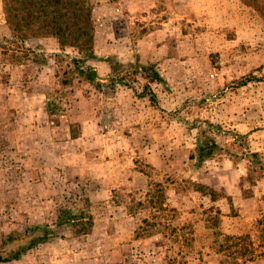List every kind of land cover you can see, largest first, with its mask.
Returning <instances> with one entry per match:
<instances>
[{
	"label": "rangeland",
	"instance_id": "374dc122",
	"mask_svg": "<svg viewBox=\"0 0 264 264\" xmlns=\"http://www.w3.org/2000/svg\"><path fill=\"white\" fill-rule=\"evenodd\" d=\"M90 1L103 7L94 32L101 56L87 63L100 79L116 82L85 81L74 69L80 54L59 50L55 38L32 37L22 47L0 0V239L36 222L53 224L58 209L70 206L92 215L91 230L78 235L69 225L56 226V237L20 261L264 264V255L251 262L247 255L233 260L219 252L224 235L246 234L264 250V223L258 224L264 171L249 175L251 153L264 162L263 17L241 0H175L173 42L162 47L161 38V47H139V0ZM105 19L113 23L108 44ZM26 48L45 55L48 64L31 61ZM108 49L121 54H104ZM105 55L114 62L111 69ZM154 71L163 81H150ZM118 86L149 96L140 101L144 115L139 108L107 110ZM49 99L59 105L58 114L47 112ZM207 121L216 125L222 151L197 167L190 155ZM169 178L203 183L217 197ZM167 179L177 209L167 217L183 227L179 241L143 230L144 218L154 223L145 207L151 184Z\"/></svg>",
	"mask_w": 264,
	"mask_h": 264
},
{
	"label": "trees",
	"instance_id": "16d2710c",
	"mask_svg": "<svg viewBox=\"0 0 264 264\" xmlns=\"http://www.w3.org/2000/svg\"><path fill=\"white\" fill-rule=\"evenodd\" d=\"M2 1L12 37L18 39L22 43V47H25V42L32 37L55 38L59 50L65 51L67 48H73L80 54V57L73 59L77 75L90 83L96 81L98 78L97 69L87 63L96 57L94 52L95 20L93 4L90 0ZM241 2L248 7H252L264 19V0H241ZM26 50L28 51L27 57L29 52H32L31 61L34 63L41 66L48 64L45 55H41L37 51L33 52L31 48H26ZM28 58L30 59V57ZM113 63L110 62L111 68ZM149 79L153 82L163 81L157 71H154ZM62 82L66 83V80ZM118 83L125 84L122 79ZM150 99L154 100L153 94L150 95ZM46 108L50 115L58 114L60 109L59 105L50 99L47 101ZM215 126L214 123L207 121L198 132L195 151L190 155V159L194 160V165L197 167H201L206 160L222 151L221 145L215 139ZM251 156L253 165L251 163V167H249V175L255 170L264 171V162L259 158L260 153L254 152L251 153ZM169 180L175 186L177 185L183 189L193 187L195 191L209 194L213 200L217 197V192L203 183H197L191 179L178 181L169 178ZM171 183L167 179V182L151 184L145 207L150 211L154 223H150L148 218H144L143 223L147 224V228L145 227L143 230L146 231L145 234L148 236L160 235L162 238L175 236V241H179L180 237L183 236L181 233L183 227L175 224L172 217H167L169 212L177 211L170 203L166 191ZM263 223L264 218L258 221L259 225ZM62 225H69L78 235L87 234L93 226V217L83 210L61 206L58 209L55 223L36 222L25 229L11 231L8 236L0 239V264L20 261L23 256L56 237V226ZM138 230L136 235L139 237L143 233ZM224 241L225 243L220 246L219 252H228L233 260L247 255L246 261L252 262L257 257L264 255V250L258 251L254 247L255 242L248 234L224 235Z\"/></svg>",
	"mask_w": 264,
	"mask_h": 264
},
{
	"label": "crops",
	"instance_id": "0c3cea01",
	"mask_svg": "<svg viewBox=\"0 0 264 264\" xmlns=\"http://www.w3.org/2000/svg\"><path fill=\"white\" fill-rule=\"evenodd\" d=\"M174 4L175 0H139V47H161V44L162 47H165L169 46L170 42H173L176 32L175 10L173 6ZM102 8L103 7H101L100 5L93 4V16L96 23L99 22V20L97 21V18H100L101 13L103 12ZM102 23L105 27L103 32V37L105 38L104 42L109 43L108 38H110L114 34L112 25L113 23L110 21V19H105ZM161 38L163 41H161ZM97 39L98 26H96L95 42H97ZM107 44H104L105 47L109 46ZM56 47H58V45H56ZM94 52L96 56H101L100 52L97 50V47L94 48ZM139 52L142 53L140 49ZM106 53L109 55L117 54L118 56L119 54H121L118 52V50L115 49H108L104 54ZM127 56L128 60H133L132 55L130 56L129 54H127ZM106 58L107 56L105 55L103 57V63L109 66L111 69L110 62L112 60L108 62L106 61ZM118 59L120 60L121 58L118 57ZM96 80L98 81L112 79L109 76L105 77L104 79H100L98 75V78ZM107 98V110H111L112 113L124 110V108L129 110L133 109L136 113L138 111L137 108H139L140 115H144L147 110H144L145 105H142L140 101H150L149 96L141 93L137 94L136 96L130 88H127V86H118L116 92L113 95L108 96ZM147 108L150 109L148 105ZM14 264H24V262L15 261Z\"/></svg>",
	"mask_w": 264,
	"mask_h": 264
}]
</instances>
